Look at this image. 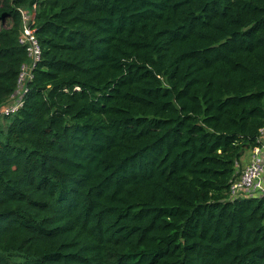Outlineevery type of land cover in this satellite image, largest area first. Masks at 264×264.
I'll return each instance as SVG.
<instances>
[{"label": "trees", "instance_id": "16d2710c", "mask_svg": "<svg viewBox=\"0 0 264 264\" xmlns=\"http://www.w3.org/2000/svg\"><path fill=\"white\" fill-rule=\"evenodd\" d=\"M0 264H264L230 199L264 128V0H0Z\"/></svg>", "mask_w": 264, "mask_h": 264}, {"label": "built area", "instance_id": "2783aa9c", "mask_svg": "<svg viewBox=\"0 0 264 264\" xmlns=\"http://www.w3.org/2000/svg\"><path fill=\"white\" fill-rule=\"evenodd\" d=\"M36 11V6L32 10L20 9L22 27L19 45L26 50L27 60L20 68L14 92L0 106V122L17 115L24 107L29 85L34 79V70L42 59V47L34 29ZM248 155L250 156L248 164L243 166L240 161L237 166V177L231 181L232 202L238 199H264V128L260 130L257 145L248 152Z\"/></svg>", "mask_w": 264, "mask_h": 264}, {"label": "rangeland", "instance_id": "374dc122", "mask_svg": "<svg viewBox=\"0 0 264 264\" xmlns=\"http://www.w3.org/2000/svg\"><path fill=\"white\" fill-rule=\"evenodd\" d=\"M6 124H7L6 121H1L0 122V129H4V127L6 126ZM244 156H245V158L248 157V152H246ZM244 163H245V165H247L248 164V160H245Z\"/></svg>", "mask_w": 264, "mask_h": 264}, {"label": "crops", "instance_id": "0c3cea01", "mask_svg": "<svg viewBox=\"0 0 264 264\" xmlns=\"http://www.w3.org/2000/svg\"><path fill=\"white\" fill-rule=\"evenodd\" d=\"M245 160H248V162H249L250 156L248 155V157H246V158L244 156V158L241 160V165H243V166L245 165V163H244Z\"/></svg>", "mask_w": 264, "mask_h": 264}]
</instances>
